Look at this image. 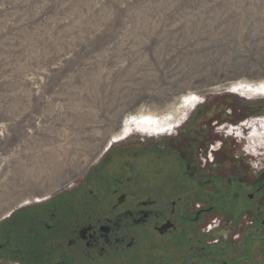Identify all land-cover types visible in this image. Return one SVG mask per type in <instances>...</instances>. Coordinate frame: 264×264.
I'll list each match as a JSON object with an SVG mask.
<instances>
[{
	"label": "rangeland",
	"instance_id": "1",
	"mask_svg": "<svg viewBox=\"0 0 264 264\" xmlns=\"http://www.w3.org/2000/svg\"><path fill=\"white\" fill-rule=\"evenodd\" d=\"M256 118L264 0H0V218L110 143Z\"/></svg>",
	"mask_w": 264,
	"mask_h": 264
},
{
	"label": "flooded vegetation",
	"instance_id": "2",
	"mask_svg": "<svg viewBox=\"0 0 264 264\" xmlns=\"http://www.w3.org/2000/svg\"><path fill=\"white\" fill-rule=\"evenodd\" d=\"M176 122L2 216L0 264H264V119Z\"/></svg>",
	"mask_w": 264,
	"mask_h": 264
},
{
	"label": "bare ground",
	"instance_id": "3",
	"mask_svg": "<svg viewBox=\"0 0 264 264\" xmlns=\"http://www.w3.org/2000/svg\"><path fill=\"white\" fill-rule=\"evenodd\" d=\"M263 89V88H262ZM121 134H123V132L121 133ZM116 138V137H115Z\"/></svg>",
	"mask_w": 264,
	"mask_h": 264
}]
</instances>
